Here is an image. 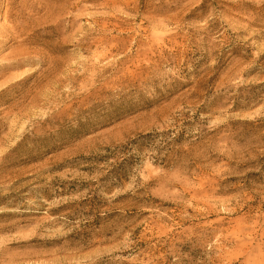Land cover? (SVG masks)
Here are the masks:
<instances>
[{"label": "rangeland", "instance_id": "rangeland-1", "mask_svg": "<svg viewBox=\"0 0 264 264\" xmlns=\"http://www.w3.org/2000/svg\"><path fill=\"white\" fill-rule=\"evenodd\" d=\"M0 264H264V0H0Z\"/></svg>", "mask_w": 264, "mask_h": 264}]
</instances>
